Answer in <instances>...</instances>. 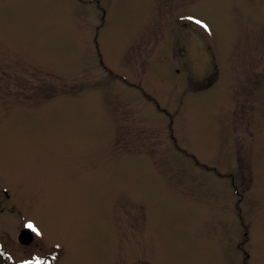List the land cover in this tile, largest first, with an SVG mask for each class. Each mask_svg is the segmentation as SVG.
Returning a JSON list of instances; mask_svg holds the SVG:
<instances>
[{"label": "rangeland", "instance_id": "1", "mask_svg": "<svg viewBox=\"0 0 264 264\" xmlns=\"http://www.w3.org/2000/svg\"><path fill=\"white\" fill-rule=\"evenodd\" d=\"M168 3L0 0V264H264V0Z\"/></svg>", "mask_w": 264, "mask_h": 264}, {"label": "flooded vegetation", "instance_id": "2", "mask_svg": "<svg viewBox=\"0 0 264 264\" xmlns=\"http://www.w3.org/2000/svg\"><path fill=\"white\" fill-rule=\"evenodd\" d=\"M161 1H164V5L168 6V7H172L173 3L169 4L168 2L170 0H161ZM159 5V3L157 4ZM170 17H172V14H169ZM187 18H189L188 15H181L179 16V18H177L176 20H178V26H182L184 28H187L189 26V21L187 20ZM172 18L169 19V21H172L171 20ZM181 52H182V49H181ZM37 264H45L44 262H40V263H37Z\"/></svg>", "mask_w": 264, "mask_h": 264}, {"label": "water", "instance_id": "3", "mask_svg": "<svg viewBox=\"0 0 264 264\" xmlns=\"http://www.w3.org/2000/svg\"><path fill=\"white\" fill-rule=\"evenodd\" d=\"M33 234H32V231L28 228H25L21 231L20 235H19V241L22 243V244H31L32 241H33Z\"/></svg>", "mask_w": 264, "mask_h": 264}, {"label": "snow or ice", "instance_id": "4", "mask_svg": "<svg viewBox=\"0 0 264 264\" xmlns=\"http://www.w3.org/2000/svg\"><path fill=\"white\" fill-rule=\"evenodd\" d=\"M195 23L201 25L202 27H205V28L207 27L206 25H203L201 23V21H199V20L195 21ZM25 227L32 230L33 232H35L36 235H40V232L35 228V226L33 224L29 223V224L25 225ZM0 254H2V253H0Z\"/></svg>", "mask_w": 264, "mask_h": 264}]
</instances>
